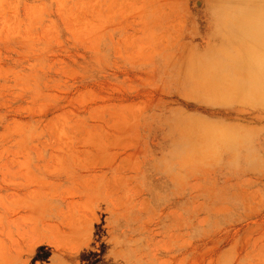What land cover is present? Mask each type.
I'll list each match as a JSON object with an SVG mask.
<instances>
[{"label":"rangeland","instance_id":"obj_1","mask_svg":"<svg viewBox=\"0 0 264 264\" xmlns=\"http://www.w3.org/2000/svg\"><path fill=\"white\" fill-rule=\"evenodd\" d=\"M245 2L0 0V264H264Z\"/></svg>","mask_w":264,"mask_h":264},{"label":"bare ground","instance_id":"obj_2","mask_svg":"<svg viewBox=\"0 0 264 264\" xmlns=\"http://www.w3.org/2000/svg\"><path fill=\"white\" fill-rule=\"evenodd\" d=\"M247 6L245 7V12L246 14H249L255 10H257L258 14H261L260 16H264V7L262 8L261 5L264 6V0H248V3H244ZM242 49L241 52V57H240V63L242 65H249L251 66H257L258 69H262L264 71V56L259 57L258 55L255 54L256 51L260 50V47L256 44H250L247 45L244 49ZM264 54V52H263Z\"/></svg>","mask_w":264,"mask_h":264}]
</instances>
